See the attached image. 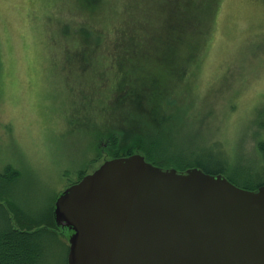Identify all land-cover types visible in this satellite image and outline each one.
<instances>
[{"label":"rangeland","instance_id":"obj_1","mask_svg":"<svg viewBox=\"0 0 264 264\" xmlns=\"http://www.w3.org/2000/svg\"><path fill=\"white\" fill-rule=\"evenodd\" d=\"M142 125L151 164L223 151L234 185L264 178V0H0L1 191L49 207Z\"/></svg>","mask_w":264,"mask_h":264},{"label":"water","instance_id":"obj_2","mask_svg":"<svg viewBox=\"0 0 264 264\" xmlns=\"http://www.w3.org/2000/svg\"><path fill=\"white\" fill-rule=\"evenodd\" d=\"M67 264H264V186L139 154L103 162L55 200Z\"/></svg>","mask_w":264,"mask_h":264},{"label":"trees","instance_id":"obj_3","mask_svg":"<svg viewBox=\"0 0 264 264\" xmlns=\"http://www.w3.org/2000/svg\"><path fill=\"white\" fill-rule=\"evenodd\" d=\"M108 141L113 145L117 144V136L114 134L108 136ZM134 150H142L147 162L156 161L165 154L160 140L156 139L143 125L141 131L132 134L130 143L123 153L119 150L112 159L129 156L134 153ZM257 150L261 161L249 171L259 175L262 171L264 172V140L257 143ZM221 152L223 154L217 153L218 159H214L216 161L210 162L208 160L212 159L202 161L193 151L188 154L178 153L173 157V161L176 162L172 165L165 163L158 167L173 168L178 171L199 168L208 174H221L234 184L237 179L229 173L231 161L227 159L223 151ZM153 165L157 166L155 163ZM18 175L19 172L16 169L7 166L0 174V185L13 184ZM85 175L80 173L79 180ZM258 180L256 185L244 183V186L240 188L255 190L264 186V178L261 175ZM18 201L19 199L13 195L0 190V264H67L69 244L68 239L61 234L64 229L57 226L54 221L55 201L51 206L39 210H30ZM13 215L22 220L19 226L13 223Z\"/></svg>","mask_w":264,"mask_h":264}]
</instances>
